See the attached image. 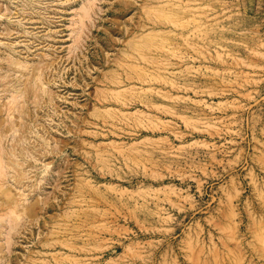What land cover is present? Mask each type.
Returning a JSON list of instances; mask_svg holds the SVG:
<instances>
[{
	"label": "rangeland",
	"instance_id": "1",
	"mask_svg": "<svg viewBox=\"0 0 264 264\" xmlns=\"http://www.w3.org/2000/svg\"><path fill=\"white\" fill-rule=\"evenodd\" d=\"M0 84V264H264V0H0Z\"/></svg>",
	"mask_w": 264,
	"mask_h": 264
},
{
	"label": "bare ground",
	"instance_id": "2",
	"mask_svg": "<svg viewBox=\"0 0 264 264\" xmlns=\"http://www.w3.org/2000/svg\"><path fill=\"white\" fill-rule=\"evenodd\" d=\"M13 65L21 66L19 62H15V63L9 62V66H13ZM0 87H1V91L3 93H7L8 96L13 94L14 93L13 91H15L16 93V90H14L15 85L11 86L12 89H10V87L6 86L5 84L4 85L0 84ZM9 98L15 100V98H13L12 95ZM19 108L20 107L16 105H12V106L7 105L5 106L4 110L0 109V189L4 187L7 183L12 184V186H14L15 188H20L19 190H21V188L26 185V183L24 182L25 176H23V174L10 175L9 172L8 173L6 172L8 168L17 170V166L23 164V163L19 164L18 162H16V160H13L12 158H20L21 161L27 160L24 157L22 158V155H20L22 154L21 151H19V153H16V151L20 148L21 138L14 134L12 135L8 134L10 131H14V132L18 131V129L14 130L17 128L16 124L14 123V121H10V123H8L9 121L4 119V117L1 115L3 111L11 115L13 114L11 112H14L15 110H19ZM10 138L12 139L11 141H14V143H12L9 146L8 143H9ZM28 166H30L29 168L34 169V166L32 165V163H30V161L28 163ZM31 184H33V187L38 186L36 185V182L31 183ZM32 192L34 191L32 190L29 193H32ZM16 206H18V204H16Z\"/></svg>",
	"mask_w": 264,
	"mask_h": 264
}]
</instances>
